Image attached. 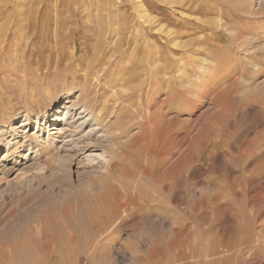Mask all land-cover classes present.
Instances as JSON below:
<instances>
[{
    "label": "rangeland",
    "instance_id": "374dc122",
    "mask_svg": "<svg viewBox=\"0 0 264 264\" xmlns=\"http://www.w3.org/2000/svg\"><path fill=\"white\" fill-rule=\"evenodd\" d=\"M0 3V250L11 264H50V236L56 264H264V0ZM118 70L133 81H101ZM88 84L105 124L134 113L127 134L72 105ZM122 87L153 94L115 109L106 92ZM27 113L41 124L22 125ZM115 135L138 145L110 168ZM68 228L93 248L64 251Z\"/></svg>",
    "mask_w": 264,
    "mask_h": 264
},
{
    "label": "bare ground",
    "instance_id": "6f19581e",
    "mask_svg": "<svg viewBox=\"0 0 264 264\" xmlns=\"http://www.w3.org/2000/svg\"><path fill=\"white\" fill-rule=\"evenodd\" d=\"M13 2V1H12ZM1 4V3H0ZM9 7V6H8ZM11 8V7H10ZM10 10V9H9ZM10 11H8V13H9ZM19 12V11H18ZM7 13V14H8ZM4 14H6V13H4ZM145 14V13H144ZM143 14V15H144ZM1 15V14H0ZM8 15H10V14H8ZM12 15V14H11ZM142 15V14H141ZM140 15V16H141ZM142 15V16H143ZM3 16V15H2ZM141 16V17H142ZM144 16H146V15H144ZM5 17V16H4ZM3 17V18H4ZM8 17V16H7ZM10 17V16H9ZM2 19V18H1ZM5 20H6V18H5ZM1 21V20H0ZM2 21H3V19H2ZM8 22V21H7ZM131 30V29H130ZM4 35V34H3ZM6 37V36H5ZM99 55V54H98ZM104 59V58H103ZM103 59H101V62H102V60ZM73 60V59H72ZM72 60H70V61H72ZM97 60V59H96ZM4 62V61H3ZM98 63V62H97ZM97 63H95V64H97ZM121 65V64H120ZM2 66V65H1ZM97 66V65H96ZM102 67H104V66H102ZM69 68V67H68ZM67 68V69H68ZM76 69H77V67H75ZM107 68V67H106ZM87 69H89V67L87 68ZM92 69V68H91ZM90 69V70H91ZM94 69V68H93ZM118 69V68H117ZM120 69V68H119ZM128 69V68H127ZM72 70H73V67H72ZM79 71V70H78ZM84 70H82V72H83ZM86 71V70H85ZM94 71V70H93ZM96 72H95V74L94 75H96L97 74V72L99 71V69H97V70H95ZM108 71V70H107ZM122 71V70H121ZM128 71H129V69H128ZM88 72V71H87ZM86 72V73H87ZM109 72V71H108ZM79 73H81V72H79ZM93 73V72H92ZM111 73V75H107V74H105V72H104V75L102 76V77H100V79H101V81H105V80H108V79H110V78H113V79H111V80H116V81H120V82H122L121 83V85H123V84H129V83H131L132 81H133V78L132 77H127V75L124 77V75L123 74H121L120 72H119V70H118V72H114V73H112V72H110ZM123 73V72H122ZM88 74V73H87ZM102 74V73H101ZM130 76V75H129ZM132 76V75H131ZM75 77V79H77V80H81V79H85V80H87V78H86V76H83V75H81V74H79V75H75L74 76ZM91 78V77H90ZM99 78V77H98ZM96 79V78H95ZM74 80V79H73ZM90 79H88V81H89ZM92 80H94V76H93V79ZM91 80V81H92ZM91 81H89V82H91ZM85 82V81H84ZM100 82V81H99ZM98 82V83H99ZM106 83V82H105ZM83 84V83H82ZM100 84H102L101 82H100ZM104 84V83H103ZM105 85V84H104ZM97 86V85H96ZM100 86V85H99ZM120 86V85H119ZM105 87V89H106V86H104ZM66 88V87H65ZM108 88H110V87H108ZM107 88V89H108ZM81 89H82V93H81V95L78 97V99L76 100V101H74L73 102V106L74 107H78L79 106V108H80V110L81 109H83V111L81 112V113H85V112H87V114H86V116L87 115H90V117L92 118V119H96V123L97 124H100V125H102V126H104L107 130H110V129H113V130H119V132H123V133H125V134H127L128 133V131H130V129H131V122H132V120L135 118V116H134V113L133 112H128V110L126 109L125 111L123 110V109H121V110H119L118 112H116V113H114V111L112 112L111 110V114L110 115H112V114H115L116 115V120L114 121V122H110V124H105L106 122H107V120H108V118H109V116H107L106 118L104 117L102 120H100V118H99V113L100 112H102V110H103V108H104V106H105V103H104V99H102V98H100L101 100H99L100 101V104H101V109H99V111H96V108H94L93 107V103L94 102H97V100L96 99H94V98H92L91 97V85H85V87H84V85L81 87ZM96 89H98V88H96ZM122 89H123V87H122ZM133 89H134V87H132V88H128V89H123L122 91H118L117 89L116 90H110L109 92H106V90H105V92L107 93V94H110L111 92H113V95L111 96V98H110V101H113V103L115 104V109L118 107L117 105L118 104H121V103H123L124 101H128L127 103H129L130 102V106H132V107H135V109H138L137 108V106L134 104V100H132V98L133 99H135L136 97H135V95H138L139 97H140V99H141V103H144L143 102V100L142 99H144V96L145 95H147V94H150L151 96H152V94H153V92H151L150 90H147V91H135V92H131V91H133ZM96 92H97V90H95ZM100 91V90H99ZM103 91V90H102ZM104 92V91H103ZM151 92V93H150ZM70 93V92H69ZM106 94V95H107ZM178 94H179V96H183V94L181 93V92H178ZM96 96H97V93L95 94V98H96ZM103 97L105 98V96L103 95ZM108 97H110V96H108ZM135 97V98H134ZM105 100H106V98H105ZM138 101V100H137ZM147 100H145V102H146ZM52 102V101H51ZM109 102V101H108ZM99 103V102H98ZM97 103V104H98ZM161 103H163V102H161ZM151 104H152V101L150 100V101H148L147 102V112L145 113L146 114V116H145V121H144V126H145V130H144V133L145 134H147V137H146V140H148L150 143H151V145L150 146H148V151H150V149H151V147H152V141L154 140L153 138H154V136H149L150 135V133L151 132H153L154 130H155V128H154V126L155 125H157L156 124V122H153V121H151L152 119H150L151 118V114H150V112H149V109H150V107H151ZM121 107V106H120ZM49 109H52L53 108V106L52 105H50L49 107H48ZM73 108V107H72ZM107 108V107H106ZM120 109V108H119ZM125 109V108H124ZM52 110H54V109H52ZM51 110V111H52ZM43 112V111H42ZM107 112V111H106ZM109 114V113H108ZM108 114H106V115H108ZM37 115H38V118H37V120L36 121H32V119H31V114L30 113H27V115H26V119H25V123L24 124H22V125H26V126H29L30 124H34V123H37L38 122V124L40 125L41 124V121H39V114L37 113ZM44 115V114H43ZM45 115H49V117H47V121H46V123L45 124H47V126H48V123L50 122V119H51V117L53 116V115H51V112L49 113V111H47L46 113H45ZM80 118L81 117H84V116H79ZM112 116H110V118H111ZM110 118H109V120H110ZM49 119V120H48ZM148 119H149V121H148ZM64 120H66V119H64ZM125 120V121H124ZM156 121V120H155ZM21 125V126H22ZM108 126H110V128H108ZM6 127V126H5ZM166 127V126H165ZM164 126H162V128L160 127L159 128V130L158 131H162L163 130V128H165ZM54 129H56L57 127H53ZM167 128V127H166ZM1 132V131H0ZM109 132V131H108ZM114 132V131H113ZM163 132V131H162ZM115 134H117L116 133V131L114 132ZM112 134V133H111ZM100 135V134H99ZM108 135H109V133H108ZM166 135V134H165ZM100 137V136H99ZM116 135L115 136H113L111 139L109 138L108 140H109V142H110V146H109V148L110 149H112L113 151H112V153H110V157H111V160H110V162H109V167L110 168H113V159L115 158V157H117V156H121L122 158H124V159H128L130 156H132V155H134V152H135V148H136V146L138 145V142H133V143H128V145L127 146H125V147H123L122 145H120L121 143L120 142H118V141H116ZM68 141V140H67ZM155 142V141H154ZM160 144V143H159ZM162 144V143H161ZM164 144V143H163ZM162 144V145H163ZM1 145H2V142H0V148H1ZM147 145V144H146ZM88 146V144H85V145H83V148H85V147H87ZM160 148V147H159ZM137 149V148H136ZM1 150V149H0ZM79 150V149H78ZM114 150H115V152H114ZM152 150V149H151ZM166 150H167V148H166ZM158 151V150H157ZM3 154V153H2ZM150 154V153H149ZM162 154H164L163 152H162ZM159 155H160V152H159ZM162 156V155H161ZM163 157H164V155H163ZM159 158V157H158ZM161 158V157H160ZM121 160V159H120ZM130 159H128L127 161H129ZM124 161V160H123ZM147 163V162H146ZM179 163V162H178ZM127 168V167H126ZM119 169V168H118ZM124 169V168H123ZM126 171H127V169H126ZM9 172V170H7V173ZM117 172V171H116ZM119 172V171H118ZM127 174V173H126ZM128 175V177L130 178V176L132 175V173L130 174V172L127 174ZM126 175V176H127ZM133 175H134V173H133ZM132 175V176H133ZM120 192V191H119ZM135 194V193H134ZM133 194V195H134ZM149 194V193H148ZM116 195V202L117 203H114L115 205H114V208L113 209H117L118 208V210L119 209H121L122 208V199H121V195H120V193H119V195H118V191H116L115 192V194H114V196ZM146 195V194H145ZM135 197V196H134ZM133 196H132V198H134ZM131 198V197H130ZM157 198V197H156ZM159 198V197H158ZM152 202V201H151ZM113 211V210H112ZM120 221V220H119ZM110 223V222H109ZM109 225V224H108ZM80 226V225H79ZM106 226V225H105ZM76 227V226H75ZM108 227V226H107ZM78 228V227H77ZM93 228L95 229V236H96V240H94V248L95 247H97V248H99L100 249V247H102L104 244H102V236H103V228H104V226L102 225V223H100V222H94L93 223ZM106 228V227H105ZM113 228V227H112ZM111 228V229H112ZM107 234V233H106ZM37 236H38V234H37ZM81 236H82V232L81 231H78L77 229H70V228H68V229H66V230H64L61 234H60V239H61V245H63V250L64 251H67L68 253L69 252H71L72 251V249H81V250H85V249H90L91 247L93 248V246H92V244L93 243H90V242H88V241H82L81 240ZM54 237V236H53ZM52 236H50L49 238H47L46 237V239H45V243H46V245H45V251L48 253V255H49V257H48V259H47V262H49L50 264H56V262H57V259L56 258H54L53 256H52V254H53V250H54V247H55V240H54V238H53ZM104 237V236H103ZM32 238V237H31ZM34 238V237H33ZM92 238V237H91ZM95 238V237H94ZM93 238V239H94ZM30 239V238H29ZM86 239H88V238H86ZM92 239V240H93ZM34 240V239H33ZM44 240V239H43ZM90 240V239H89ZM91 241V240H90ZM104 241V240H103ZM92 242V241H91ZM14 244V243H13ZM111 244V243H110ZM105 246V245H104ZM18 248V247H17ZM1 249L2 250H0V264H11V262H13L15 259H13L12 257L10 258L9 257V255H7V253L9 254L10 253V249L9 248H7V247H3L2 245H1ZM28 252V251H27ZM79 252V251H78ZM94 252V251H93ZM83 253V252H82ZM82 253H80V254H82ZM86 253V252H85ZM22 254V253H21ZM58 254V253H57ZM32 255V254H31ZM98 255V254H97ZM32 258L33 257H29V260H32ZM80 259V258H79ZM28 259H25V261H27ZM44 260H45V258H44ZM34 262V261H33ZM39 262V261H38ZM67 263V262H66Z\"/></svg>",
    "mask_w": 264,
    "mask_h": 264
}]
</instances>
